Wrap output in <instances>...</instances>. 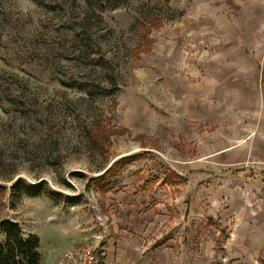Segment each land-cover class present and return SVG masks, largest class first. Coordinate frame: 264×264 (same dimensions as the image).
<instances>
[{
  "label": "rangeland",
  "instance_id": "1",
  "mask_svg": "<svg viewBox=\"0 0 264 264\" xmlns=\"http://www.w3.org/2000/svg\"><path fill=\"white\" fill-rule=\"evenodd\" d=\"M263 73L264 0H0V223L41 264L127 221L152 264L226 263L229 175L264 181Z\"/></svg>",
  "mask_w": 264,
  "mask_h": 264
},
{
  "label": "crops",
  "instance_id": "2",
  "mask_svg": "<svg viewBox=\"0 0 264 264\" xmlns=\"http://www.w3.org/2000/svg\"><path fill=\"white\" fill-rule=\"evenodd\" d=\"M251 148L246 146L241 153L250 152ZM234 149L235 147H231L229 151ZM247 171L249 170L239 171L235 175L230 173L229 182L231 184H227L230 187L224 188L225 200L231 208V212L227 215L229 218L234 217L236 221L242 222L243 228L233 229L230 233L225 242L226 259L229 261L223 264H264L261 263V259L264 258V181H261L257 175L255 177L250 175L248 181L244 182L246 178L244 175ZM240 204H242L241 209L237 207ZM248 221L253 222L254 226H249V223L246 225ZM125 225L127 231L117 228L115 233L118 235V240L115 244L108 245L106 250L97 251L101 259L100 264H111L115 261L125 264H152L151 256L162 250V245L149 248L151 255L148 252L143 257V248L139 241L142 236L141 230L136 227L133 230L135 224L132 221H127Z\"/></svg>",
  "mask_w": 264,
  "mask_h": 264
},
{
  "label": "trees",
  "instance_id": "3",
  "mask_svg": "<svg viewBox=\"0 0 264 264\" xmlns=\"http://www.w3.org/2000/svg\"><path fill=\"white\" fill-rule=\"evenodd\" d=\"M180 176L169 171L164 182L172 186ZM0 264H41V239L25 234L19 222L3 220L0 223Z\"/></svg>",
  "mask_w": 264,
  "mask_h": 264
},
{
  "label": "built area",
  "instance_id": "4",
  "mask_svg": "<svg viewBox=\"0 0 264 264\" xmlns=\"http://www.w3.org/2000/svg\"><path fill=\"white\" fill-rule=\"evenodd\" d=\"M100 257L97 251L85 249L82 251H70L64 258V264H100ZM111 264H124L120 261H115Z\"/></svg>",
  "mask_w": 264,
  "mask_h": 264
}]
</instances>
